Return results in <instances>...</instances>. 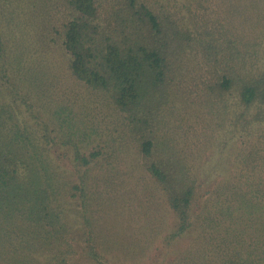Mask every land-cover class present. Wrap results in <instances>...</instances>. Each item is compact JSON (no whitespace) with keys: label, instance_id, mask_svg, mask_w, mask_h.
<instances>
[{"label":"trees","instance_id":"1","mask_svg":"<svg viewBox=\"0 0 264 264\" xmlns=\"http://www.w3.org/2000/svg\"><path fill=\"white\" fill-rule=\"evenodd\" d=\"M29 1L0 0V63H5L3 69L0 66V73L6 76L4 84L9 83L10 76L16 77L20 89L10 85L15 98L21 89L27 94L28 90L36 89L37 96L43 83L38 81L35 84L34 75H28V60L25 59L28 54V17L34 18L32 12L37 6L47 5L52 0ZM251 1L259 4L262 0ZM111 2L108 16L104 19L106 12L102 0H63L62 7L66 8L69 18L65 19L62 29H55L58 41L53 39V42L60 43L70 75L91 92L106 97L125 115L130 133L138 143L141 166L155 182L175 216L176 230L171 235L172 241L198 227L202 229L201 244L204 243L205 247L201 245L202 249L189 252L197 257L196 263L202 260L201 264H264V72L258 75L249 73L252 76L246 75L244 79L234 72L238 65L247 71L245 50L250 37L254 40L255 53L264 52L262 26L253 23L252 35L241 33L237 36L238 41L228 38L224 41L226 45H222L219 40L228 35L227 28L232 29L230 23L222 26L223 35L213 31L205 20L192 33L167 12V3L161 0ZM29 3L36 4L28 9ZM255 29L259 30V35ZM24 33L27 36L24 46L19 45L9 51L6 43L10 36L22 39ZM31 43L36 44V38ZM199 43L208 52L207 56L212 57L216 67L221 66V60L227 55L232 57L228 63L225 61V69L219 71L223 76L219 78L217 87L227 94L238 84L241 108L235 127L247 123V126L243 124L241 140L249 148L248 152L240 154L238 179L228 178L224 191L218 189L215 195L210 194V200L204 207L205 218L200 220V224L198 218L201 217L193 213V204L198 197L197 179L176 144L164 133V113L174 104L177 92L181 93L185 84L186 54L197 52L192 54L197 56ZM181 57L183 71L176 78L172 59ZM230 72H234V77ZM201 93L204 90L201 89ZM205 94L207 96L208 92ZM18 101L28 110V97L22 96ZM3 107L11 108L7 104ZM253 109L256 110L254 118L248 122L247 117ZM59 110L60 115L54 111L58 117L55 122L65 132L76 131L72 112L67 107ZM1 122L0 236L2 246L8 245L13 252V262L8 264H77L78 255L94 264H110L95 249L93 232L86 235L89 248L77 250L62 207L60 180L54 173L50 157L37 151V140L28 141V128L23 126L21 129L20 124L14 126L11 141L18 149L13 151L6 143L7 136L2 134L7 132L5 121ZM160 133H163L166 143L160 142ZM65 142L70 143L68 140ZM28 143L35 149L32 155L37 163L35 160L32 162V158L28 163ZM76 156L81 161L79 167L82 171L80 185L74 187L82 198L78 217L80 223L82 221L88 228L91 224L90 204L85 179L91 160L78 150ZM225 197L227 199L224 200ZM238 220L244 226L238 227L239 234H235L237 227L231 223L237 225ZM250 230L254 233L249 234ZM44 246L50 249L41 260L38 251ZM210 257L214 260L209 262Z\"/></svg>","mask_w":264,"mask_h":264},{"label":"rangeland","instance_id":"2","mask_svg":"<svg viewBox=\"0 0 264 264\" xmlns=\"http://www.w3.org/2000/svg\"><path fill=\"white\" fill-rule=\"evenodd\" d=\"M38 1V0H30ZM29 1V2H30ZM153 2V0H148ZM167 3V12L176 21L192 33L208 21L215 32L224 34L222 26L230 23L227 36L219 40L224 44L231 38L238 41V35H252V24L259 23L264 30V0L252 4L251 0H161ZM36 3L28 4V9ZM40 4V3H39ZM63 0H52L47 5L37 6L33 16L28 17V75H34L35 84L42 81L39 94L37 90L21 89L17 98L11 92V84L19 88L15 76H10L9 83L4 84L5 77L0 73V120L7 128L6 143L14 151L18 149L11 139L14 126L28 128V141L38 142L37 151L50 157L54 173L59 178L62 193L61 202L70 227V234L78 251L89 248L87 232H93L95 249L110 264H201L196 263L197 257L189 254L202 249V229L195 227L180 237L171 240L176 230V219L165 203L162 193L155 182L141 166L137 140L129 130L125 115L120 113L103 95L91 92L86 86L76 81L67 69V60L57 39V30L62 29L65 19L69 18ZM111 0H102V7L107 18ZM57 28V30H55ZM258 29H255L257 31ZM259 35V30L257 31ZM197 36V35H195ZM36 38V44L31 42ZM27 36L21 38L10 36L6 43L8 50L24 46ZM246 40V39H245ZM244 40V41H245ZM264 43V39L261 40ZM253 38L247 43V71L238 65L236 74L244 79L250 74L264 72V52L255 53ZM200 51L186 54L187 74L183 90L177 92L174 104L164 114L167 137L176 144L178 151L185 157L195 176L198 197L193 204V213L200 220L205 218L204 207L218 189L224 191L227 180L238 179L240 154L249 151L248 145L241 140L243 129L247 123L235 127L240 112L238 84L225 94L217 87L218 80L223 76L219 71L225 69L232 57L228 55L217 66L208 52L198 44ZM242 47V46H241ZM264 47V45H263ZM243 49V48H242ZM212 52V51H211ZM210 52V53H211ZM8 54H6L5 61ZM181 58L172 59L173 69L177 78L181 70ZM176 60V61H175ZM229 60V61H228ZM190 61V65H189ZM227 61V63H225ZM246 63V62H245ZM5 63H0L3 69ZM189 65V71H188ZM183 66V64H182ZM10 67V66H9ZM8 69V64H6ZM192 70V76L189 75ZM233 72V73H234ZM230 72V76L233 75ZM250 73V74H249ZM234 77V76H232ZM172 78V77H171ZM235 80V79H234ZM16 82V84H15ZM204 93L199 94L200 90ZM195 91V92H194ZM197 91V92H196ZM205 92H208V97ZM14 98V101L12 100ZM28 97V110L21 106L20 97ZM10 105L11 108L3 107ZM179 104V105H177ZM62 107L71 112V119L76 124V131L65 132L55 122ZM256 110L250 111L247 120L254 118ZM62 116V114H61ZM18 123V124H17ZM257 126L255 123H251ZM160 142H167L160 133ZM68 140L69 144L65 141ZM77 145L78 148H75ZM33 148L28 143V163L35 160ZM91 160L87 184L89 188L90 226L78 217L82 198L74 187L80 185L82 171L81 161L76 151ZM81 155V154H80ZM94 155V157H91ZM37 163V161L35 160ZM224 171L226 173H224ZM209 196V197H208ZM227 197L224 198V200ZM2 217L0 216V221ZM235 234L244 223L237 221ZM239 227V228H238ZM254 233L250 230L248 233ZM221 234H224L221 232ZM0 236V264L13 262V252L8 245L2 246ZM47 246L39 249L43 260L49 252ZM84 251V250H83ZM187 259V260H184ZM213 261L210 257L208 261ZM77 264H94L82 255L77 256ZM214 263V262H212Z\"/></svg>","mask_w":264,"mask_h":264}]
</instances>
